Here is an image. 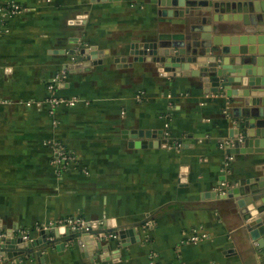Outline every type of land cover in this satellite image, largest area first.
Segmentation results:
<instances>
[{"label":"crops","instance_id":"0c3cea01","mask_svg":"<svg viewBox=\"0 0 264 264\" xmlns=\"http://www.w3.org/2000/svg\"><path fill=\"white\" fill-rule=\"evenodd\" d=\"M9 1L0 0V226L12 237L24 228L40 239L36 224L80 215L86 225L106 223L89 230L109 251L81 249L61 234L12 258L0 255V264H264V231L245 214L257 213L264 188L250 210L223 196L264 180V152H254L251 140L234 155L223 146L232 109L244 100L207 94L197 75H166L155 61L175 36L190 51L197 40L206 59L218 38L264 32V10L246 25L215 21L213 12L166 16L167 0H16L17 13ZM85 48L99 55L70 71ZM63 70L58 94L77 102L53 109L48 85ZM53 141L72 151L73 165L53 163ZM122 228L135 229L125 246L111 236ZM194 230L201 238L187 240Z\"/></svg>","mask_w":264,"mask_h":264},{"label":"water","instance_id":"95a60500","mask_svg":"<svg viewBox=\"0 0 264 264\" xmlns=\"http://www.w3.org/2000/svg\"><path fill=\"white\" fill-rule=\"evenodd\" d=\"M165 2L169 6L162 11L166 16L180 17L190 14L192 11L206 14L213 12L215 21L242 20L246 25L250 24L249 17L255 19L253 15H250L251 13L264 10V0H167ZM220 13H232L233 16L222 17L223 15ZM203 18L204 21H207V15ZM255 31L247 30V34L244 36L235 34L214 40V46L202 54L206 59H201L194 49L200 45L197 40L191 43L193 49L190 51L185 39L177 38L179 36H175L176 38L168 43L161 44L155 52L157 66L166 75H197L203 82L205 93L224 94L231 103L236 98L244 100L243 106H234L232 109L235 123L229 136L233 140V145L227 148V153L232 155L240 153L241 145L247 143L248 140H251L254 152H264V69L260 67V63L264 64V32L253 34ZM98 53L99 51L94 49H81L79 56L76 57V62L68 67L69 70L86 68L92 60L97 58ZM136 134L140 137H149L155 136L156 132L139 130ZM259 170L264 175V164ZM262 188H264V180L255 177L244 185L229 188L223 196L236 197L241 208L250 210V204L252 201H256L254 193L259 192ZM247 196L253 197V200L249 202ZM261 201L262 204L256 207L257 213L252 214L250 211H246L245 214L246 218L253 222V229L259 228L264 231V197ZM87 227L103 230L107 225L106 223H91L87 224ZM134 230V228L116 229L112 234L119 237L125 246L130 241L128 237L133 238ZM41 231L43 236L40 239L31 240H24L19 233L17 237H12L6 232L5 236H0V255L12 258L15 255L23 254L25 248L39 246L47 237L52 236L51 241L55 242L61 234L73 239L81 249H87L90 246L94 249H101L104 253L109 251V246L102 244V241L105 240L104 237L93 239L91 230L77 232L67 227H57L53 230L43 229ZM2 233H4L3 228L0 226V235ZM56 247L64 248L65 242L58 241ZM35 254L42 257V250L37 249ZM101 257L103 258V256Z\"/></svg>","mask_w":264,"mask_h":264},{"label":"built area","instance_id":"2783aa9c","mask_svg":"<svg viewBox=\"0 0 264 264\" xmlns=\"http://www.w3.org/2000/svg\"><path fill=\"white\" fill-rule=\"evenodd\" d=\"M8 7L10 8L11 13H17L19 11L23 10V6H21L16 0H11L8 2ZM2 7L0 6V10ZM67 77V72L65 70L59 72L56 76L55 79L49 83L48 85V101L52 104L53 109L58 106V105H74L77 102L76 98H71V97H66L58 94V88L59 85L65 80ZM142 93H139L137 98L140 100L142 98ZM51 144V148L53 150V163L58 168H68L69 166L73 165L75 162V155L70 151L66 145L62 141H53ZM181 144H178L180 146ZM233 145V140L226 141L223 146H231ZM232 156H228L227 161L225 163L226 169H228V166L231 163ZM225 192V191H224ZM57 227H67L71 230L74 231H86L89 230L90 228L87 227L85 223V219L80 216V215H75V216H65V217H60L58 219H55L53 221H49L46 223H38L34 226V229L37 230H53ZM17 232L22 236L24 240H31V229H18ZM194 233L187 238V240L190 241H196L199 240L201 237L199 236V233H196V230L193 231ZM5 233H2L0 236H5ZM101 236V235H100ZM103 236H106L103 234ZM111 236L115 237L112 233ZM52 238V236L50 237Z\"/></svg>","mask_w":264,"mask_h":264}]
</instances>
